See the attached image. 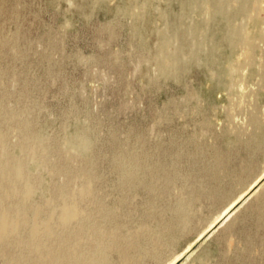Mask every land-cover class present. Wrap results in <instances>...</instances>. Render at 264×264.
I'll return each mask as SVG.
<instances>
[{
	"label": "rangeland",
	"instance_id": "rangeland-1",
	"mask_svg": "<svg viewBox=\"0 0 264 264\" xmlns=\"http://www.w3.org/2000/svg\"><path fill=\"white\" fill-rule=\"evenodd\" d=\"M0 142V264H264V0H0Z\"/></svg>",
	"mask_w": 264,
	"mask_h": 264
},
{
	"label": "bare ground",
	"instance_id": "bare-ground-1",
	"mask_svg": "<svg viewBox=\"0 0 264 264\" xmlns=\"http://www.w3.org/2000/svg\"><path fill=\"white\" fill-rule=\"evenodd\" d=\"M236 38H239L245 45V49H246V54L247 56L249 57L251 55V52H252V44H251V41L249 38L247 37H240L238 36L237 34L235 35ZM238 41V40H237ZM236 44V43H235ZM33 133V132H32ZM30 133V135L32 134ZM4 138V137H3ZM35 139V138H34ZM39 139V137H37V140ZM4 141V139H3ZM40 141V140H39ZM41 142V141H40ZM1 143V142H0ZM31 143V142H30ZM33 143V142H32ZM37 144V143H36ZM1 152V151H0ZM3 153V152H2ZM5 154V153H4ZM7 155V154H6ZM6 157H4L5 159ZM16 159V158H15ZM7 160H10V159H7ZM17 160V159H16ZM3 161V160H2ZM13 161V160H12ZM1 162V161H0ZM6 162V161H5ZM9 163H12V164H9ZM8 164H4V166L2 167L3 169L1 171H3V174H5L6 177H8V179L10 180H17L19 179L21 176L24 175V171L22 169V166L20 165L19 162L15 161V162H9ZM3 165V164H2ZM1 169V168H0ZM25 169V168H24ZM2 174V173H1ZM25 177V176H24ZM17 182V181H16ZM5 183V182H4ZM4 185V184H3ZM4 187V186H3ZM7 187V185H6ZM11 187V186H10ZM23 188V187H22ZM22 188H20L22 190ZM18 189V188H17ZM9 190V189H8ZM15 190V189H14ZM250 190V189H249ZM24 191V189H23ZM247 192V191H246ZM1 193V191H0ZM3 193V192H2ZM10 193V191H9ZM21 193V192H19ZM23 193V192H22ZM29 192H27L26 194H28ZM243 194V193H242ZM245 194V193H244ZM83 197V196H82ZM2 198H4L2 196ZM5 199V198H4ZM0 200L2 201V199L0 198ZM0 201V203H1ZM231 209V206L227 208V210L225 211V213L223 214V217L227 214L228 211H230ZM77 218V209L75 207L74 204H68L66 205L62 211H61V214H60V217H59V225L61 227H67L69 224H71L75 219ZM80 220V219H79ZM20 221V220H18ZM26 221V219H25ZM21 222V221H20ZM19 222V223H20ZM32 223V222H31ZM74 223V222H73ZM72 223V224H73ZM85 226V224H84ZM83 229H85L83 227ZM12 231V227L6 223L2 217H0V242H3L6 240L7 236L11 233ZM41 232H45V233H49L50 232V227L48 225H45L43 227H39L35 224H32L31 226V234L33 237L37 236L39 233ZM73 233V232H72ZM71 234V233H70ZM78 235V234H77ZM105 236V235H104ZM103 236V237H104ZM69 237V236H68ZM74 237V236H73ZM84 237V236H83ZM107 238V237H106ZM83 239V238H82ZM74 243V242H73ZM108 246V245H107ZM67 248V247H66ZM68 249V248H67ZM128 249V248H127ZM62 250V249H61ZM66 250V249H63V251ZM63 251L61 253H63ZM55 252V251H54ZM130 252V251H129ZM72 254V253H71ZM79 256V255H78ZM77 256V257H78ZM124 256V254H123ZM62 257H63V261L62 262H66L65 259L67 258V256H63L62 254ZM72 257V256H71ZM126 257V256H125ZM130 256L128 255V258ZM133 259V258H132ZM76 260V259H75ZM95 260V259H94ZM100 260V259H99ZM97 261V259H96ZM134 261V260H132ZM78 263V262H77ZM95 263V262H94ZM102 263V261H101ZM59 264V263H57ZM61 264V263H60ZM64 264V263H63ZM93 264V263H92ZM98 264V263H97Z\"/></svg>",
	"mask_w": 264,
	"mask_h": 264
}]
</instances>
